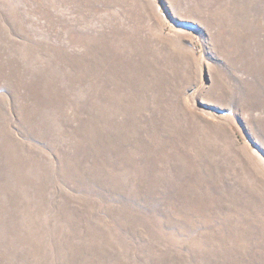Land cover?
Instances as JSON below:
<instances>
[{
  "label": "rangeland",
  "instance_id": "obj_1",
  "mask_svg": "<svg viewBox=\"0 0 264 264\" xmlns=\"http://www.w3.org/2000/svg\"><path fill=\"white\" fill-rule=\"evenodd\" d=\"M0 264H264V0H0Z\"/></svg>",
  "mask_w": 264,
  "mask_h": 264
}]
</instances>
